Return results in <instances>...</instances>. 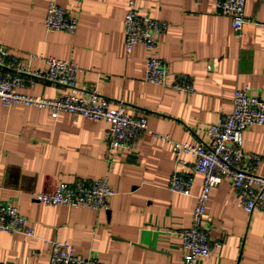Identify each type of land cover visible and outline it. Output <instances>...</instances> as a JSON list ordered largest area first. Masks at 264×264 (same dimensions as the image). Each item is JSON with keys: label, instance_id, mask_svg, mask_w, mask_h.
<instances>
[{"label": "crops", "instance_id": "crops-1", "mask_svg": "<svg viewBox=\"0 0 264 264\" xmlns=\"http://www.w3.org/2000/svg\"><path fill=\"white\" fill-rule=\"evenodd\" d=\"M78 18L75 35L48 33L49 0H0V47L73 61L77 86L96 90L126 112L146 118L148 131L131 151L108 153L109 125L62 113L0 103V204H14L34 228V237L0 232L1 264H49L51 243L66 242L103 264H185L180 232L191 225L202 176L194 175L191 196L168 189L177 167L172 142L206 145L207 129L233 110L237 90L249 87L264 100V0H247L250 21L242 35L216 12L215 0H135L137 10L169 24L152 52L125 50L124 16L130 0H57ZM164 60L167 86L145 81L149 57ZM45 70L40 60L29 63ZM192 79L196 92L170 86L176 75ZM66 89L39 82L26 93L55 98ZM242 150L264 158V125L243 133ZM184 159L192 161L190 156ZM264 177V163L258 166ZM107 177L114 195L108 211L49 207L32 197L64 183ZM204 224L213 250L200 264H264V214H248L230 182L211 191Z\"/></svg>", "mask_w": 264, "mask_h": 264}, {"label": "built area", "instance_id": "built-area-1", "mask_svg": "<svg viewBox=\"0 0 264 264\" xmlns=\"http://www.w3.org/2000/svg\"><path fill=\"white\" fill-rule=\"evenodd\" d=\"M201 3L203 0H194ZM247 0H215L216 12L231 19L234 33L242 35L250 21L245 15ZM44 26L48 33L65 32L75 35L78 18L69 15L57 0H49ZM169 24L165 21L142 16L135 0H130L124 16L125 50L130 56L133 48L141 45L149 52L156 49ZM40 60L45 70L32 69L29 63ZM79 66L73 61L57 60L29 54L26 59L11 54L5 46L0 47V103L5 108L14 105L47 110L52 118L66 113L81 116L94 122L109 125L106 140L108 153L113 150L129 152L140 134L148 131L146 118L136 119L126 112L124 102L114 105L102 94L92 89L77 86ZM168 69L164 60L149 57L146 61L145 81L149 84L167 86ZM39 82L55 84L66 90L55 98L27 94L26 91ZM173 90L188 95L196 92L192 79L178 74L170 86ZM264 125V100L252 93L249 87L237 90L233 110L221 117L207 129L209 142L206 145H190L172 142L177 167L190 170H175L168 189L176 194L191 196L194 175L202 176L201 190L196 196L191 225L180 232L181 250L185 264H200L213 250L208 228L204 224L206 207L211 191L223 182H230L238 205L248 214H264V177L259 176L258 166L264 158L246 154L242 150L243 133ZM190 156L192 161L184 159ZM114 195L107 177L92 182L64 183L52 193H36L35 201L49 207L81 208L91 211H108L109 200ZM0 232L34 237V228L20 214L14 204H0ZM1 264V263H0ZM49 264H103L96 255L84 257L66 242H52Z\"/></svg>", "mask_w": 264, "mask_h": 264}]
</instances>
